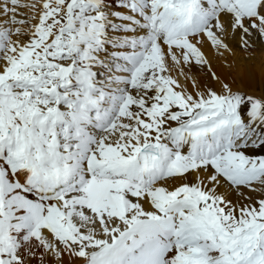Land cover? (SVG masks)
Instances as JSON below:
<instances>
[{
	"label": "snow or ice",
	"instance_id": "1",
	"mask_svg": "<svg viewBox=\"0 0 264 264\" xmlns=\"http://www.w3.org/2000/svg\"><path fill=\"white\" fill-rule=\"evenodd\" d=\"M0 13V264H264V95L193 75L264 0Z\"/></svg>",
	"mask_w": 264,
	"mask_h": 264
},
{
	"label": "bare ground",
	"instance_id": "2",
	"mask_svg": "<svg viewBox=\"0 0 264 264\" xmlns=\"http://www.w3.org/2000/svg\"><path fill=\"white\" fill-rule=\"evenodd\" d=\"M21 11L27 14V10L21 9ZM0 19H4L2 13H0ZM228 44L231 51L224 53L223 56H216L213 50L206 48L211 59V72H214L220 79L219 81L213 80L207 69L204 71L194 69L193 75L199 86L206 85L219 89L220 81H224L230 85L233 91L247 93L248 95H264V38L253 37L249 41L250 46L244 47L242 46L240 34L237 33L235 36L229 37ZM180 80L185 87L191 86V82H185L183 77ZM221 191H224V189H221ZM242 191L245 196L259 197L260 195L258 192L249 193L247 189ZM229 195L234 202L241 199L234 192L229 193Z\"/></svg>",
	"mask_w": 264,
	"mask_h": 264
},
{
	"label": "rangeland",
	"instance_id": "3",
	"mask_svg": "<svg viewBox=\"0 0 264 264\" xmlns=\"http://www.w3.org/2000/svg\"><path fill=\"white\" fill-rule=\"evenodd\" d=\"M224 66H226L225 64H224ZM208 71V70H207ZM205 82H206V80H205ZM259 95H261L260 93H259ZM262 96V95H261Z\"/></svg>",
	"mask_w": 264,
	"mask_h": 264
}]
</instances>
